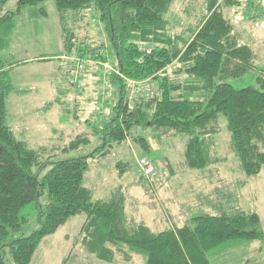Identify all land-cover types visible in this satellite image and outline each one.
<instances>
[{
  "label": "trees",
  "instance_id": "16d2710c",
  "mask_svg": "<svg viewBox=\"0 0 264 264\" xmlns=\"http://www.w3.org/2000/svg\"><path fill=\"white\" fill-rule=\"evenodd\" d=\"M6 1L0 0V8ZM46 1L56 10L65 52L107 60L128 78L150 77L157 81L159 95L137 99L128 109L125 80L110 72L111 100L104 102L109 113L90 128L99 139L97 146L87 154L57 159L56 153L40 154L27 147L8 126L5 97L7 69L12 62L0 54V264H7L6 259L12 264H29L43 236L78 212L108 221L107 237L145 250L146 264H211L208 252L218 243L234 239L264 243L256 212L203 213L157 233L142 225L130 233L119 209L94 198L92 189L83 182L93 156L125 142L131 130L135 132L134 143L148 151L144 129L153 126L189 133L187 164L202 168L209 159L206 137L215 130L210 123L218 115L227 119L244 172L251 175L260 171L264 164V68L255 76L254 84L238 86L231 82L251 71L256 54L250 44L241 42L240 32L222 11L223 5L239 6L242 1L175 0L187 20L195 23V30L174 59L169 50L173 38L164 31L163 9L154 6L166 0H16L13 9L0 14V36L5 23L24 6ZM250 3L254 5L252 0ZM89 13L93 16L90 22L97 25L104 40L100 44L77 40L72 30L71 22ZM185 75L208 77L209 91L202 102L185 97ZM89 142L90 137L80 133L63 150ZM116 166L122 171L128 163L120 159ZM43 194L45 199L40 204ZM31 202L37 209L39 226L28 235L15 236L27 221L23 211ZM112 256L104 245L99 249V258Z\"/></svg>",
  "mask_w": 264,
  "mask_h": 264
},
{
  "label": "rangeland",
  "instance_id": "374dc122",
  "mask_svg": "<svg viewBox=\"0 0 264 264\" xmlns=\"http://www.w3.org/2000/svg\"><path fill=\"white\" fill-rule=\"evenodd\" d=\"M241 1L242 3L239 6H222L224 15L231 19L237 31L240 32L241 42L250 44L256 54L255 66L251 71L239 79H231V82L238 86L254 84L255 76L260 73V69L264 68V0H252V4L254 5H251L250 0H247L248 2L245 0ZM15 6L16 0H7L0 8V14L8 9H13ZM171 9L179 16L174 15V12L171 11L172 14L170 12L171 15L169 17H185L181 11V5L176 1L171 5ZM14 17L18 19L17 31L11 38V45L7 49L8 52H3L2 56L9 62L17 60H21L22 62L24 58L39 53H43L42 55H52V57L46 58V60L20 62L12 67L9 65L7 74L11 90L7 92L5 97L6 115L11 112L14 102L16 103L14 95H18L20 103L27 108L36 105L38 102L40 103V107L47 106L46 103L51 98L50 80H52L57 83L54 87L56 89L54 95H57V98L51 103V106L48 104L49 110L44 111L43 107H39L38 111L44 112L37 113L32 118H26L28 135L37 132L41 134V137L45 138L46 134L52 130L51 125H53L57 129L55 131V137L57 138L54 143L56 149L52 152L56 153L57 159L89 153L99 142V139L90 133L91 125L98 123L103 117H106L110 110L109 107L104 106L102 113L97 112L98 103L96 102L95 78L88 76L85 80V85L81 87L82 90L69 84L66 61L62 58V54L68 53L63 48V36L56 16V10L51 2L46 1L40 4L26 5ZM83 17H78L74 22H71L76 39L87 43L100 44L104 40L99 35L97 25L95 26L90 22V19L93 17L92 13ZM247 17L256 18L253 20ZM191 23L195 24L192 20ZM67 89L71 91L70 96L66 95ZM19 92H21L20 95ZM72 92H76L77 95L73 94L72 96ZM106 99L108 101L111 100V89L107 91ZM14 113V121L12 119L9 120V118L7 120H9L12 128H22L23 123L21 119L18 118L17 112ZM31 115L33 113L28 114V116ZM14 132L16 137L20 138L16 133V129ZM80 133H86L90 137V142L81 145L77 149L63 150V147L68 145ZM134 133L133 130L129 131L126 136L129 142L127 140V143L123 142L124 145L127 144L129 147L126 146L128 150L124 149L121 143L113 145L109 150L106 149L101 153H96L93 159L90 160L91 162H89L83 182L92 189L94 198L103 199L118 194L123 195L127 199V202L131 200L132 208L130 210L131 214L134 215L133 218L144 220L146 214L149 211L152 212L153 209L150 205H148L150 210L145 206V200L147 202L150 200L147 199L148 196L146 198L144 193L143 195L141 194V190L147 185L145 182V178L147 177L142 178L136 158L145 155L154 165V172L151 173L150 177H173L175 175V178L169 182L170 186L174 189L173 192H184L187 190L189 182L186 179L203 170L201 168H192L186 162L184 150L187 136H190L189 133L178 131L173 133L166 132V134L163 133L160 136L157 135V132L151 134L146 132L148 141L153 144L148 151L140 149L134 143ZM213 142L215 144L212 149L213 153L225 156L239 163L238 157L235 154L236 152L233 149V141L226 126V117L223 115L219 118V128L213 136ZM24 143L26 144L25 141ZM129 143L133 145V150L130 148ZM28 144L33 146L32 143L27 142V147H29ZM46 144V142L43 143V145ZM44 150H40L39 153H52L48 148ZM119 159L128 163V167L125 170L121 171L116 166ZM228 168L237 170L233 162L227 166ZM46 169L47 166L39 172V177ZM251 177L247 187L253 189L250 188L249 190L246 188L242 193V206L248 208L249 203L257 206L264 230V164L261 170ZM177 180L179 181L177 182ZM233 183L236 182L234 181ZM146 190L147 188L145 187ZM134 193H138L139 197H135ZM182 195L184 196L183 193ZM133 198H137V200L135 201ZM44 199L45 194L40 196V204H42ZM33 205L34 203L31 202L23 211L27 213V221L15 236L28 235L39 226L37 209ZM120 210L123 212V207ZM128 212L130 213V211ZM79 220V218H76L75 222L73 220L69 222V226L65 224L54 234L50 233L43 236L33 253L30 263L37 264L40 258L39 264H105L102 260L96 261L92 255H81L84 247L78 241L79 238L76 239L79 235L77 227L78 222H81ZM73 223H75V227L72 225ZM133 223L138 222H127L126 227L128 231L135 230ZM167 228L158 229L157 231ZM49 237H54V240L47 241ZM44 246L51 253L48 261L45 258L42 260L40 256ZM61 256H63V260ZM58 259L62 260V262ZM6 263L12 264L8 259H6ZM244 264L250 263L246 261Z\"/></svg>",
  "mask_w": 264,
  "mask_h": 264
},
{
  "label": "crops",
  "instance_id": "0c3cea01",
  "mask_svg": "<svg viewBox=\"0 0 264 264\" xmlns=\"http://www.w3.org/2000/svg\"><path fill=\"white\" fill-rule=\"evenodd\" d=\"M173 3H175V0H166V2L163 4H160L158 1L157 3L154 4V6L159 11L163 9V15L165 21L164 31L166 34L170 35L173 38V42L169 47V50L171 56L174 59L177 53L183 48L189 37L194 32L195 24L187 20L186 17H169L172 14V12H174L173 13L174 15H177L173 9L170 10V7ZM151 4L153 5V3ZM17 20L18 19H16L15 17L8 20L2 28L1 36H0L1 55L3 54V52H6L8 47H10L11 45L10 44L11 38L17 31V25H18ZM42 54L43 53H39L34 56L24 58L22 62L21 60L12 62V64H10V67L20 62L24 63L33 60H46V58L52 57V55H42ZM64 54H62V56ZM50 83H51V87H50L51 98L48 101V103H46L47 106L40 107V103L38 102L36 105L27 108L25 105L20 103L19 96L14 95V97H16V103L13 101L14 104L13 107L11 108V112H9V114L6 115V122L13 131L14 135H15L14 131L16 129L17 130L16 133L20 136V138L18 139L22 140L23 142L25 141L26 144L27 142L32 143L33 146H30L28 144L29 147L30 148L36 147L33 149H35L38 152L46 148L50 149L49 151L51 152L56 149L54 143L57 138L55 137L56 135L55 131H57V129L54 128L53 125H51L52 130L50 131V133L46 134L45 138L41 137V134L37 132H33L32 134L28 135V132L26 130L27 129L26 118H30V117L32 118L37 113H41L44 112L45 110L46 111L49 110L48 104H50L51 106V103L57 98V95H54V92L56 90L54 87L55 85H57V83L52 80H50ZM79 89L82 90L81 88ZM10 90H11V85L9 84L8 91ZM208 91H209V80L207 76L204 75L184 76L183 93L189 101L202 102L205 96L207 95ZM20 93L21 92H19V95ZM70 94L71 91L67 89L66 95L70 96ZM73 94L77 95L76 92L74 93L72 92V96ZM39 107L40 108L43 107L44 111H38L40 109ZM14 112H17L18 118L21 119L23 123L22 128L17 129L15 127L13 128L11 127L9 120L12 119V121H14V117H15ZM30 113H33V115L28 116V114ZM220 116L221 115H218L216 119L212 123H210V125H214L215 130L210 136L206 137L209 140L207 146L209 159L206 165L201 168L203 170L202 172L195 173L196 175H193L189 179H186V181L189 182V185L187 186V190H185L184 192H179V191L173 192L174 189L172 188V186H170L169 182H171L175 178V175L173 177H156V176L150 177L151 173L148 175L145 174L142 175V178L147 177L145 178V182L147 184L145 187L147 188V190L145 191V187H144L143 190H141L142 191L141 194L143 195L144 193V195H146V198L148 196L147 199L150 200L148 202L145 200L146 202L145 206L147 207V209L150 210L148 205H150L153 209L152 212L149 211L146 214L144 220L141 218H136V219L133 218L134 215L131 214V210H130L132 208L131 200H128L129 202H127V199L121 194L110 196L109 198L100 199L101 202L105 205H115L116 208L119 209L121 216H123L125 225H127V222L137 221L138 223H133L134 229H136L137 226L142 225L153 233H156L158 232L157 231L158 229H163L165 227H168L167 229H171L176 226H180L184 222H186L191 216L197 214H203V213L233 214L237 212L248 214L251 212H256L259 215L257 206L254 205L253 203H249L248 208L242 206V200H243L242 193L244 192V190H246V188L250 190L251 187H247V184L250 182L251 180L250 178H252L251 176H253L254 174L247 175L244 172V169L241 165L239 158H238L239 163H236L235 160L228 159L225 156H219V154L213 153L212 151L215 145L213 142V136L214 134H216V131L219 128ZM8 118L9 120H7ZM226 126L231 137V132L228 128L227 119H226ZM144 132L147 137L146 132H148L149 134L157 132V135L161 136L163 135V133L164 134H166V132L173 133L176 131H174V129L167 127L153 126L144 129ZM189 137L190 136H187V140H186L187 142L189 140ZM126 140L127 142H129L128 139ZM44 142H46L47 144L43 145ZM127 142L125 141V143ZM148 143L149 146L153 145L152 142L150 143L148 141ZM122 146L124 149L128 150L127 144L125 145L123 144ZM129 146L132 150L134 149L131 143H129ZM235 154L237 155V153ZM184 156H185V150H184ZM137 159L138 158H136V162H138ZM232 162L235 164L237 170H232L231 168L227 169V166H229V164H231ZM178 181L179 180H177V182ZM234 181L236 183H233ZM182 193L184 194V196L182 195ZM134 194L135 197L137 198L139 197L138 193H134ZM137 198H133V199L136 201ZM121 207H123L122 211L124 213L121 212L120 210ZM128 211H130V213ZM76 218H79L81 220V222L80 223L78 222L77 224V227L79 229L78 232L79 235L78 237H76V239L79 238L78 241L81 242V244L84 247L83 249L84 251H81L82 256H84L85 254L92 255V257L96 261L102 260L105 264L106 263L107 264H146L147 252L145 250L110 240L107 237L108 221L101 220L98 218H89L86 217L84 213L78 212L75 215L69 217L64 223L60 224L57 227V229L51 234H54L61 226H64L65 224L69 226L68 225L69 222H72V220L73 222H75L74 220H76ZM72 225L75 227V223H73ZM129 232L135 233V230H129ZM53 240L54 237H49V239H47V241L49 242ZM103 245L113 253L112 257H108L106 259L103 258L101 259L98 257L99 249ZM48 251L49 250L44 246V248L41 250L40 253L42 260L45 258V260L48 261L51 255V253H49ZM208 257L211 264H244L246 261L249 262L250 264H264L263 263L264 243H262L259 240H251V241H247L245 239L228 240L214 245L209 250ZM61 259L63 260V256H61ZM39 260L40 258L38 259L37 264L40 263ZM62 260H60V262H62Z\"/></svg>",
  "mask_w": 264,
  "mask_h": 264
},
{
  "label": "built area",
  "instance_id": "2783aa9c",
  "mask_svg": "<svg viewBox=\"0 0 264 264\" xmlns=\"http://www.w3.org/2000/svg\"><path fill=\"white\" fill-rule=\"evenodd\" d=\"M62 58L66 61V72L70 85L81 88L85 85V80L88 76L95 78V91L97 93L96 102L98 103L97 112L99 113L103 112L106 94L111 85L109 74L112 71L125 80L127 90L126 106L128 109L133 108V103L137 99L153 98L159 95L156 80L150 77L139 79L125 77L107 60L102 61L85 57L76 51L64 54ZM137 160L145 175L154 171V165L145 155L140 156Z\"/></svg>",
  "mask_w": 264,
  "mask_h": 264
}]
</instances>
